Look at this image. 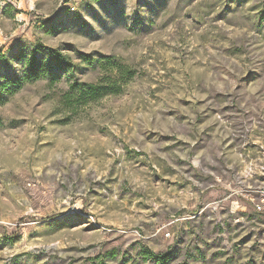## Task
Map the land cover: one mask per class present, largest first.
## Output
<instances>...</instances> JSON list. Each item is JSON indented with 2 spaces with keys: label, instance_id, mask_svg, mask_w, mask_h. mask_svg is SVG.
Returning a JSON list of instances; mask_svg holds the SVG:
<instances>
[{
  "label": "rangeland",
  "instance_id": "374dc122",
  "mask_svg": "<svg viewBox=\"0 0 264 264\" xmlns=\"http://www.w3.org/2000/svg\"><path fill=\"white\" fill-rule=\"evenodd\" d=\"M7 78L0 264H264V0H0Z\"/></svg>",
  "mask_w": 264,
  "mask_h": 264
},
{
  "label": "trees",
  "instance_id": "16d2710c",
  "mask_svg": "<svg viewBox=\"0 0 264 264\" xmlns=\"http://www.w3.org/2000/svg\"><path fill=\"white\" fill-rule=\"evenodd\" d=\"M27 69L28 70H27L26 74H27L28 79H33L34 77H39L41 75L40 71L43 70L39 67V65L37 63H35V61L29 63L27 66ZM16 85H19V82L16 80V78H7L6 82L3 85H0V90H3L5 88H7L8 86H16ZM89 88H90L89 89L90 91L88 93L93 95V96L98 95L100 92L99 91L100 89H96L93 87H89ZM145 256L147 258H150V259L157 261L158 264H168L169 260L171 259V256H169V254L156 256L152 252H148V251L145 252Z\"/></svg>",
  "mask_w": 264,
  "mask_h": 264
}]
</instances>
